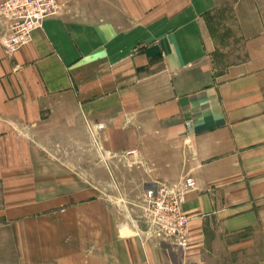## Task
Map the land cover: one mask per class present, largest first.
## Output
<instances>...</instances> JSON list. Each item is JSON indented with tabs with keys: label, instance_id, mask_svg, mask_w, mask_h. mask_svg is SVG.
Returning a JSON list of instances; mask_svg holds the SVG:
<instances>
[{
	"label": "crops",
	"instance_id": "0c3cea01",
	"mask_svg": "<svg viewBox=\"0 0 264 264\" xmlns=\"http://www.w3.org/2000/svg\"><path fill=\"white\" fill-rule=\"evenodd\" d=\"M56 3L0 43V261L264 264V0ZM123 163L194 179L185 245L117 202Z\"/></svg>",
	"mask_w": 264,
	"mask_h": 264
},
{
	"label": "built area",
	"instance_id": "2783aa9c",
	"mask_svg": "<svg viewBox=\"0 0 264 264\" xmlns=\"http://www.w3.org/2000/svg\"><path fill=\"white\" fill-rule=\"evenodd\" d=\"M57 10L56 0H1L0 15L4 21L1 45L7 52L15 53L31 41L33 31ZM126 153L136 154L137 151ZM192 189H195L192 177H185L179 186L155 182L143 190L134 205L126 206L127 213L141 221L157 243L172 241L183 246L188 226V217L182 207L183 194Z\"/></svg>",
	"mask_w": 264,
	"mask_h": 264
},
{
	"label": "rangeland",
	"instance_id": "374dc122",
	"mask_svg": "<svg viewBox=\"0 0 264 264\" xmlns=\"http://www.w3.org/2000/svg\"><path fill=\"white\" fill-rule=\"evenodd\" d=\"M132 165V164H131ZM128 165V163H123V165H121V167H119L122 170L123 175L126 174V184L122 185L125 189H126V195H128L127 197H119V199H116L118 203H120V205H134V203L136 201L139 200L141 193L143 192V190L150 186V183H146V182H142V176L139 172V170L134 171V167L133 165ZM145 170L143 169V174ZM133 179H135L134 181H136V183H134ZM140 186V189H137V187ZM9 227V226H8ZM8 227H1L0 228V256H4V254L9 253V250L12 249L11 246H6L5 243H7V239L6 238H10V229ZM11 242V241H10ZM15 248V247H14ZM0 264H6L3 261H0Z\"/></svg>",
	"mask_w": 264,
	"mask_h": 264
}]
</instances>
